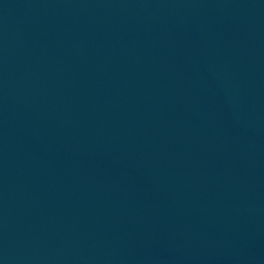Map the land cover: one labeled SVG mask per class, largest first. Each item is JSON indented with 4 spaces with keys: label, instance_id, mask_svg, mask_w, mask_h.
<instances>
[{
    "label": "water",
    "instance_id": "obj_1",
    "mask_svg": "<svg viewBox=\"0 0 264 264\" xmlns=\"http://www.w3.org/2000/svg\"><path fill=\"white\" fill-rule=\"evenodd\" d=\"M0 264H264V0H0Z\"/></svg>",
    "mask_w": 264,
    "mask_h": 264
}]
</instances>
